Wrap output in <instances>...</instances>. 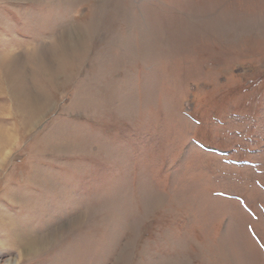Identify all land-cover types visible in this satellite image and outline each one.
Masks as SVG:
<instances>
[{"label": "rangeland", "instance_id": "1", "mask_svg": "<svg viewBox=\"0 0 264 264\" xmlns=\"http://www.w3.org/2000/svg\"><path fill=\"white\" fill-rule=\"evenodd\" d=\"M0 264H264V0H0Z\"/></svg>", "mask_w": 264, "mask_h": 264}, {"label": "bare ground", "instance_id": "2", "mask_svg": "<svg viewBox=\"0 0 264 264\" xmlns=\"http://www.w3.org/2000/svg\"><path fill=\"white\" fill-rule=\"evenodd\" d=\"M105 26V25H104ZM99 28V27H98ZM89 33V32H88ZM92 35V34H91ZM93 36V35H92ZM17 73V72H16ZM19 74V73H18ZM21 75V74H20ZM15 79H16V77H15ZM20 79V78H19ZM18 81V80H17ZM17 81H16V83H17ZM23 83V82H22ZM19 84V83H18ZM204 153V152H203Z\"/></svg>", "mask_w": 264, "mask_h": 264}]
</instances>
